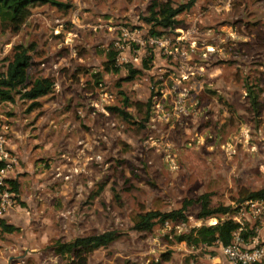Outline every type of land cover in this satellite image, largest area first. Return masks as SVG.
<instances>
[{
	"label": "rangeland",
	"instance_id": "rangeland-1",
	"mask_svg": "<svg viewBox=\"0 0 264 264\" xmlns=\"http://www.w3.org/2000/svg\"><path fill=\"white\" fill-rule=\"evenodd\" d=\"M56 1L65 6H33L16 32L0 29V73L22 45L26 84L53 81L33 107L19 93L0 102L16 183L0 264H82L51 244L106 230L117 238L84 264H224L219 243L175 238L208 226L201 194L213 209L264 189V0H194L166 28L145 21L152 3L188 0ZM120 27L168 44L109 66ZM185 200V221L133 228L137 213Z\"/></svg>",
	"mask_w": 264,
	"mask_h": 264
},
{
	"label": "trees",
	"instance_id": "trees-1",
	"mask_svg": "<svg viewBox=\"0 0 264 264\" xmlns=\"http://www.w3.org/2000/svg\"><path fill=\"white\" fill-rule=\"evenodd\" d=\"M194 0H188L183 4L172 6L169 1L153 2L149 8L150 13L145 21L152 22L153 25L159 27H173L176 24L174 17L188 9ZM51 4L55 6H65L56 0H0V29L6 28L11 32H16L26 18L30 15V9L33 6L41 4ZM28 48L22 45H15L12 48L10 59L5 65V70L0 73V102L13 101L15 93H19L20 97L31 101V107L36 105L35 100L45 96L52 91L53 81L49 77H36L29 84H26V69L29 65L30 56L27 53ZM114 52L107 53L106 64H113ZM105 64V65H106ZM105 69L108 70L107 66ZM111 69L116 71L117 68L112 66ZM135 70H131L133 74ZM132 75L126 79H131ZM22 91H21V90ZM252 97V103H254ZM125 103V100L123 101ZM109 111L115 112L123 119L129 118V114L121 108L108 107ZM12 191H16V183L14 180L8 181ZM208 193L201 194L196 202L199 204V210L196 214L197 218H206L210 216L221 215L231 209L230 206H217L213 209L208 208ZM264 198V189L250 191L239 198V202L245 199H261ZM191 200H185L177 209L167 212L158 210H148L137 213L133 219V228L137 231H148L156 223L164 222L175 223L185 221V208L191 204ZM236 227V224L230 220H223L214 226L202 225L191 232L176 236V241H184L186 244L211 245L216 242L225 245L230 240V233ZM14 228L0 221V230L11 232ZM118 234L114 230H106L98 234L76 237L70 241L60 242L54 241L50 248L57 255H67L78 259L82 264L85 263L86 255L93 250L105 247L117 238Z\"/></svg>",
	"mask_w": 264,
	"mask_h": 264
},
{
	"label": "built area",
	"instance_id": "built-area-1",
	"mask_svg": "<svg viewBox=\"0 0 264 264\" xmlns=\"http://www.w3.org/2000/svg\"><path fill=\"white\" fill-rule=\"evenodd\" d=\"M98 27L91 26L92 29ZM110 28V27H109ZM168 41L153 35L143 38L137 30L120 27L119 38L115 42L114 65L137 62L139 50L144 47H163ZM131 45L135 49L126 54ZM7 124H0V217L13 206V192L8 186L15 159L11 156L6 142ZM231 209L219 216L210 217L207 225L214 226L223 220H230L236 227L230 233V240L220 245L224 264H264V198L245 199L230 206ZM165 225L168 222H164Z\"/></svg>",
	"mask_w": 264,
	"mask_h": 264
}]
</instances>
